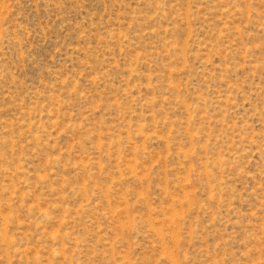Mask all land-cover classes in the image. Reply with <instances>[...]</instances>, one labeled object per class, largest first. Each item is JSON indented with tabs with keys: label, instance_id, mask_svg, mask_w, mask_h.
Returning <instances> with one entry per match:
<instances>
[{
	"label": "rangeland",
	"instance_id": "obj_1",
	"mask_svg": "<svg viewBox=\"0 0 264 264\" xmlns=\"http://www.w3.org/2000/svg\"><path fill=\"white\" fill-rule=\"evenodd\" d=\"M0 264H264V0H0Z\"/></svg>",
	"mask_w": 264,
	"mask_h": 264
}]
</instances>
